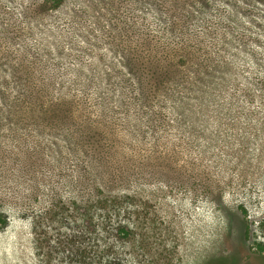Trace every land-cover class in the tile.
I'll return each instance as SVG.
<instances>
[{"label":"rangeland","instance_id":"rangeland-1","mask_svg":"<svg viewBox=\"0 0 264 264\" xmlns=\"http://www.w3.org/2000/svg\"><path fill=\"white\" fill-rule=\"evenodd\" d=\"M171 32L264 99V0H0V264H264V108L178 114L115 52ZM9 65L62 122L10 116Z\"/></svg>","mask_w":264,"mask_h":264},{"label":"trees","instance_id":"trees-1","mask_svg":"<svg viewBox=\"0 0 264 264\" xmlns=\"http://www.w3.org/2000/svg\"><path fill=\"white\" fill-rule=\"evenodd\" d=\"M47 2L58 5L62 0H47ZM141 38H137L140 40L133 47L116 49L115 52L121 56L124 54V65L129 68L132 74L146 83L160 86L173 74V79L177 84L171 98L177 106L175 109L178 110V114H192L193 117L195 115L203 116V113H209L208 106L213 104H217L227 114L232 112L234 107L239 111H246V113L254 110L256 105L264 108V99L256 97L251 89L254 86L258 90V86L253 82H249L248 85L230 87L225 76L230 73L231 66L210 65L203 61L192 63L193 54L185 38L174 34V32H171L169 38L160 41V43H157L153 38ZM6 69L17 96L14 103L18 110L10 114L13 119L39 127L37 121L39 114L44 115L49 109H54L56 112L49 115L52 117L48 121L51 123L63 121L65 114L62 110L63 102L51 101V80L43 77V70V72L33 73L24 65H9ZM214 74L219 76L216 77L218 79L213 84L209 82V78L213 79ZM146 83L145 91L148 89ZM7 86L8 82L3 81L0 88V94L4 101L7 98L4 93ZM229 91L232 92L231 99L223 106L219 93ZM152 93H146L145 101L150 98ZM53 106L55 107L53 108ZM10 116L8 115L9 118ZM9 118L5 117L6 121ZM248 121L250 122L251 119ZM257 249L258 253L262 254L264 245L258 244Z\"/></svg>","mask_w":264,"mask_h":264}]
</instances>
